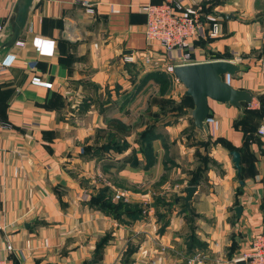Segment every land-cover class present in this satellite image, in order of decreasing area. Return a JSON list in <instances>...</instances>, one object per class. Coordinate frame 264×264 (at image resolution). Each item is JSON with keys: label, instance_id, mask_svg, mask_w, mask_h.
Listing matches in <instances>:
<instances>
[{"label": "crops", "instance_id": "crops-1", "mask_svg": "<svg viewBox=\"0 0 264 264\" xmlns=\"http://www.w3.org/2000/svg\"><path fill=\"white\" fill-rule=\"evenodd\" d=\"M145 1L0 0V255L9 239L14 264H238L264 232V0H182L204 10L197 61L239 63L224 78L254 94L209 98L204 133L166 69L180 50L145 37ZM102 187L140 212L91 204Z\"/></svg>", "mask_w": 264, "mask_h": 264}, {"label": "built area", "instance_id": "built-area-1", "mask_svg": "<svg viewBox=\"0 0 264 264\" xmlns=\"http://www.w3.org/2000/svg\"><path fill=\"white\" fill-rule=\"evenodd\" d=\"M83 4L85 11L94 12L92 3ZM141 9L144 11L146 19L144 23V34L148 41L156 43L164 51L179 49L180 55L174 64L167 65V71L173 74V67L177 63H188L197 61L191 48V40L200 34L204 21L203 7L192 3H184L182 0H146ZM209 14V13H208ZM210 18V19H209ZM210 21L208 35L213 36L218 32V22L214 17H207ZM1 28V26H0ZM15 43L22 45L21 39H16ZM130 60L131 56H124ZM264 65V61L262 62ZM177 79V78H176ZM260 133H264V124L258 128ZM13 245L8 239L5 241V249L9 252L6 255H0V264H14V259L10 254ZM199 255H194L188 260V264H198ZM245 259L247 264H264V232L255 234L249 246L241 255L233 258Z\"/></svg>", "mask_w": 264, "mask_h": 264}, {"label": "water", "instance_id": "water-1", "mask_svg": "<svg viewBox=\"0 0 264 264\" xmlns=\"http://www.w3.org/2000/svg\"><path fill=\"white\" fill-rule=\"evenodd\" d=\"M21 20V18H19ZM19 26L16 25L11 42L17 39ZM240 64L226 58H215L188 63H177L173 67V74L184 86V93L192 98L193 106L188 109L196 128L200 133L206 130V117L210 113L208 104L209 98L226 104L244 107L253 97V92L247 88H238L230 84L225 74L236 76ZM232 161L237 170L240 169V153L231 149ZM195 184H188L184 187L185 194L182 198L188 206L194 191ZM241 206H235L237 214ZM238 264H247L245 259L235 261Z\"/></svg>", "mask_w": 264, "mask_h": 264}, {"label": "trees", "instance_id": "trees-1", "mask_svg": "<svg viewBox=\"0 0 264 264\" xmlns=\"http://www.w3.org/2000/svg\"><path fill=\"white\" fill-rule=\"evenodd\" d=\"M205 10L206 11H209L208 8H205ZM186 97H188V98H190L192 100V98L189 95H186ZM192 103H193V101H192ZM149 132H150L149 130H146V131L144 130L142 132V134H141V137H140V142L141 141L144 142L145 146H149L150 138L152 136V135L149 134ZM126 145H127V143L126 142H123L119 146L112 145V147H115L116 146L117 149H118L121 146L125 147ZM104 146H105V144H104ZM196 181H197L196 178L195 177H192L190 179V182L189 183L196 184ZM110 197H111V194H110V191H108V188L107 187H102V188L99 189V191L97 193L91 195V197L89 199V202L91 204L94 203L97 206L102 207L106 212L112 213V214H115V215L120 214V212H126L128 214H131L132 216H135V215H137L140 212V207L129 205V204H127L126 202H124L122 200H119L118 202L114 203V202H112L110 200ZM193 239H195L196 242H198V244H201L200 241H198L194 236L191 235L190 236V240L193 241Z\"/></svg>", "mask_w": 264, "mask_h": 264}, {"label": "rangeland", "instance_id": "rangeland-1", "mask_svg": "<svg viewBox=\"0 0 264 264\" xmlns=\"http://www.w3.org/2000/svg\"><path fill=\"white\" fill-rule=\"evenodd\" d=\"M226 76V75H225Z\"/></svg>", "mask_w": 264, "mask_h": 264}]
</instances>
